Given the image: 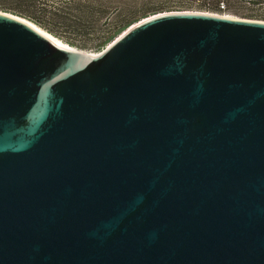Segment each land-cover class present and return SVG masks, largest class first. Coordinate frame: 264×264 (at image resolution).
I'll list each match as a JSON object with an SVG mask.
<instances>
[{"label": "water", "instance_id": "95a60500", "mask_svg": "<svg viewBox=\"0 0 264 264\" xmlns=\"http://www.w3.org/2000/svg\"><path fill=\"white\" fill-rule=\"evenodd\" d=\"M0 264H264V22L92 55L0 12Z\"/></svg>", "mask_w": 264, "mask_h": 264}, {"label": "trees", "instance_id": "16d2710c", "mask_svg": "<svg viewBox=\"0 0 264 264\" xmlns=\"http://www.w3.org/2000/svg\"><path fill=\"white\" fill-rule=\"evenodd\" d=\"M0 10L14 11L30 20L52 37L70 47L99 53L112 44L130 27L164 12H188L189 6L172 9L166 2L151 4L147 0H7ZM165 1V0H163ZM201 10L218 11L224 1L197 0ZM252 1V0H246ZM91 42V44H87Z\"/></svg>", "mask_w": 264, "mask_h": 264}, {"label": "rangeland", "instance_id": "374dc122", "mask_svg": "<svg viewBox=\"0 0 264 264\" xmlns=\"http://www.w3.org/2000/svg\"><path fill=\"white\" fill-rule=\"evenodd\" d=\"M147 1L151 4L166 2V4L169 5L172 9L178 8L182 5L189 6L190 11H188V12H190V13L210 14V15H218V16H222V17H230V18H235V19H246V20H254V21L264 22V0H252L251 2L246 1V0H230L229 1V8L224 13H218L215 10H212V11H205L203 9L201 10L199 7H197L195 5L194 1H192V0H165V1H163V0H147ZM0 4L9 6L11 4V2H9L7 0H0ZM0 12L10 14L12 16L23 19L32 25H35L30 20H28L27 18H24L23 16H21L20 14L14 12V11L0 10ZM162 14H167V12H164V13H161L158 15H162ZM154 16H156V15H154ZM149 18H151V17H149ZM35 26L38 27L37 25H35ZM38 28L40 30H42L44 33L50 35L49 33L44 31L40 27H38ZM54 40H56L57 42L61 43L62 45H64L65 47H68L70 49L83 51V52H86V53H89L92 55H99L108 48V46H107L101 52L96 53V52H93L91 50H80L77 48L70 47L67 44H65L64 42H62L56 38H54ZM87 44L90 45L91 42H87Z\"/></svg>", "mask_w": 264, "mask_h": 264}, {"label": "bare ground", "instance_id": "6f19581e", "mask_svg": "<svg viewBox=\"0 0 264 264\" xmlns=\"http://www.w3.org/2000/svg\"><path fill=\"white\" fill-rule=\"evenodd\" d=\"M21 20H22V19H21ZM24 22H26V21L24 20ZM26 23L30 24L29 22H26ZM30 25L33 26V27H34V28H35L40 34H42L44 37H46V38L52 40L55 44H57V45H59V46H61V47H63V48H67V47H65L64 45H62L61 43H59V42H57L56 40H54V38L51 37L50 35L44 33L42 30H40V29H39L38 27H36L35 25H32V24H30Z\"/></svg>", "mask_w": 264, "mask_h": 264}, {"label": "built area", "instance_id": "2783aa9c", "mask_svg": "<svg viewBox=\"0 0 264 264\" xmlns=\"http://www.w3.org/2000/svg\"><path fill=\"white\" fill-rule=\"evenodd\" d=\"M197 2H200V0H197ZM218 11L219 13H224L226 11V4L224 1L218 3Z\"/></svg>", "mask_w": 264, "mask_h": 264}]
</instances>
